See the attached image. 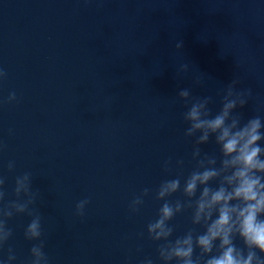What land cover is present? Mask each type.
Instances as JSON below:
<instances>
[{
  "label": "water",
  "instance_id": "1",
  "mask_svg": "<svg viewBox=\"0 0 264 264\" xmlns=\"http://www.w3.org/2000/svg\"><path fill=\"white\" fill-rule=\"evenodd\" d=\"M0 67V100L17 95L0 105V173L9 193L16 175L33 174L51 264H139L156 257L146 225L160 205L146 199L131 215L129 202L158 186L168 157L191 169L178 91L211 95L218 110L217 93L240 77L255 96L238 111L264 115V0H0ZM28 221H10L17 264L28 259ZM173 223L177 234L191 226L187 215Z\"/></svg>",
  "mask_w": 264,
  "mask_h": 264
},
{
  "label": "clouds",
  "instance_id": "2",
  "mask_svg": "<svg viewBox=\"0 0 264 264\" xmlns=\"http://www.w3.org/2000/svg\"><path fill=\"white\" fill-rule=\"evenodd\" d=\"M182 48L183 41H177L176 52ZM189 67L188 62L181 64L177 79L182 78L181 73L186 76ZM7 77L0 67V83ZM241 83L236 77L217 93L218 110L213 108L216 98L211 95H194L190 88L178 91L176 97L186 108L183 134L192 140L191 169L185 175V160L168 157L162 162L164 178L158 186L145 187L129 202L131 215L140 212L146 199L160 205L146 225L147 238L156 245V257L146 255L139 264H264V115L245 119L238 111L255 96L251 88L238 87ZM193 84L204 87L205 80L195 79ZM16 101L12 91L0 105ZM210 142L215 149L205 151L203 146ZM6 150L7 144L0 140V154ZM15 167V161L9 160L7 171L12 173ZM7 181L0 173V264H17L10 244L14 236L10 221L18 216L29 217L23 232L31 243L25 264H51L45 251L43 215L37 208L43 197L34 188L33 174L16 175L11 193ZM89 203L88 197L79 200L74 215L83 218ZM181 215L188 216L191 226L177 234L173 222ZM137 237L142 239L144 232Z\"/></svg>",
  "mask_w": 264,
  "mask_h": 264
}]
</instances>
